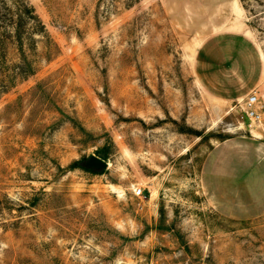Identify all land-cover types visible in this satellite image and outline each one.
Returning <instances> with one entry per match:
<instances>
[{"label": "rangeland", "instance_id": "374dc122", "mask_svg": "<svg viewBox=\"0 0 264 264\" xmlns=\"http://www.w3.org/2000/svg\"><path fill=\"white\" fill-rule=\"evenodd\" d=\"M27 1L45 31L0 92V264H264V0Z\"/></svg>", "mask_w": 264, "mask_h": 264}, {"label": "trees", "instance_id": "16d2710c", "mask_svg": "<svg viewBox=\"0 0 264 264\" xmlns=\"http://www.w3.org/2000/svg\"><path fill=\"white\" fill-rule=\"evenodd\" d=\"M44 31V25L27 0H0V92L17 78H25L34 73L26 50L35 49L34 36ZM9 46L17 50L19 59L10 65L7 61ZM100 156L105 160L104 155Z\"/></svg>", "mask_w": 264, "mask_h": 264}, {"label": "built area", "instance_id": "2783aa9c", "mask_svg": "<svg viewBox=\"0 0 264 264\" xmlns=\"http://www.w3.org/2000/svg\"><path fill=\"white\" fill-rule=\"evenodd\" d=\"M240 108L251 124L261 121V105L256 93L249 94L245 99L241 100ZM135 196L142 195L140 189L133 190Z\"/></svg>", "mask_w": 264, "mask_h": 264}, {"label": "water", "instance_id": "95a60500", "mask_svg": "<svg viewBox=\"0 0 264 264\" xmlns=\"http://www.w3.org/2000/svg\"><path fill=\"white\" fill-rule=\"evenodd\" d=\"M88 165L89 167H93V168H106L107 167V163L96 156H91L88 159Z\"/></svg>", "mask_w": 264, "mask_h": 264}, {"label": "crops", "instance_id": "0c3cea01", "mask_svg": "<svg viewBox=\"0 0 264 264\" xmlns=\"http://www.w3.org/2000/svg\"><path fill=\"white\" fill-rule=\"evenodd\" d=\"M234 11L238 14L239 13V11H240V8L238 7V6H234Z\"/></svg>", "mask_w": 264, "mask_h": 264}]
</instances>
